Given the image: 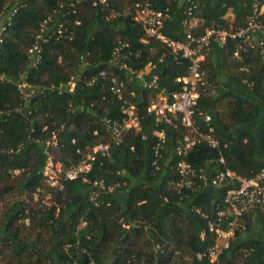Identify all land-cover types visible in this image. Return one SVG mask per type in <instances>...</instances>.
<instances>
[{"label":"trees","instance_id":"obj_1","mask_svg":"<svg viewBox=\"0 0 264 264\" xmlns=\"http://www.w3.org/2000/svg\"><path fill=\"white\" fill-rule=\"evenodd\" d=\"M138 1L107 0L105 7L95 0H0V245L9 249L13 264H213L205 255L217 243L209 225H217V213L226 210L227 191L264 169L259 50L229 39L204 51L209 86L200 91L193 119L204 130V117H210L220 147L200 142L180 156L177 148L187 130L148 115L157 91L111 63L117 47L126 45L122 62L135 73L150 64L144 79L156 74L158 88L166 93L177 92V79L188 73V61L164 43L143 41L145 33L133 19ZM191 1L198 2L192 16L203 20L195 34L210 23L243 26L253 3L154 0L156 9H169L162 27L168 40H185V8ZM228 12L232 20L225 17ZM260 21L264 25V10ZM36 43L40 60L33 65L29 50ZM111 78L122 82L121 97L111 91ZM20 83L27 84L24 92H32L27 102ZM124 102L134 106L140 128L126 131L115 144L104 120L121 122ZM52 133L55 145L48 150L64 171L86 160L95 146L109 145L108 153H96L90 161L86 182L67 181L62 189L44 184V142ZM179 162L196 175L182 177ZM44 188L51 195L47 207L22 199ZM92 192L97 205L90 200ZM5 195L11 200L5 202ZM24 220L30 221L28 227ZM219 224L227 229L226 221ZM218 260L264 264L263 213L249 210L239 217Z\"/></svg>","mask_w":264,"mask_h":264},{"label":"built area","instance_id":"obj_2","mask_svg":"<svg viewBox=\"0 0 264 264\" xmlns=\"http://www.w3.org/2000/svg\"><path fill=\"white\" fill-rule=\"evenodd\" d=\"M154 0H142L134 4L133 19L139 23L145 33L144 42L148 40L158 41L164 43L171 53L179 55L180 58L188 61V73L182 78L177 79L180 83L177 92L166 93L165 90L158 88V76L150 74L148 80L144 79L143 74L150 72L151 66L148 64L144 71L133 72L129 67L122 62L124 57L121 45L117 47L113 54L111 63L118 70H124L127 77H134L141 81L143 87L157 91L156 97L151 101L146 108V113L152 115L157 121L169 124L171 126L181 125L187 130V134L180 141L177 148V153L184 156L192 149L197 143L203 142L210 148H219V140L214 136V129L209 125L210 117L205 116V129H201L194 122V109L197 106L200 91L206 89L209 84L205 78V72L202 69L203 53L206 51L211 43H216L222 47L227 40H238L241 47L246 49H258L261 59L264 61V25L260 21V16L264 10V4H260L257 0H253L249 14L245 18V24L240 27H233L228 25L222 27L215 23H210L204 32L195 34L193 31L188 30L185 40L181 43L168 40L162 33L164 20L168 17L169 9H156L153 3ZM95 4H100L108 7L107 0H95ZM198 6L197 1H191L186 6V16L191 17L192 11ZM111 15H115L113 10H110ZM188 20L185 19L184 23ZM4 31V27L0 26V35ZM58 33L60 31L58 30ZM41 50L36 43L29 53L34 56L33 65L40 60ZM144 72V73H143ZM99 77H104V72L99 73ZM92 77L91 81H94ZM111 91L121 97L122 82L118 83L115 78H111ZM27 87L26 83H20L18 89L21 90L22 98L27 102L32 92H24L23 89ZM74 88V80L71 79L69 83V90ZM123 119L121 122L115 120H104L106 130L109 133L112 141L115 144L121 142L124 133L128 130H139V119L135 113L133 105H125L122 108ZM159 142H163L164 134L159 132ZM55 145V135L44 142V154L46 161L44 168L41 171L44 184L50 188L62 189L64 182L80 179L86 182V174L90 171V161L96 153H108V144H99L95 146L92 153L86 157V160L81 161L79 164L63 170L59 162L55 161L49 153L50 146ZM220 162H223L222 158ZM177 171L182 177L188 175L195 176L194 171L189 168L185 163L179 162L177 164ZM17 172V171H14ZM226 175L232 177V174L226 172ZM202 179V176H199ZM222 175L211 181L213 185H219ZM240 185L237 189L227 191L224 203L226 210H219L217 213L219 223L223 220L227 222V229L224 230L217 225L210 224L209 229L216 235L217 243L208 249L205 254L211 263L221 264L218 256L221 251L227 247L228 240L232 236L233 230L237 227L239 217L249 210H258L264 214V169H262L252 179H240ZM186 185H190L191 181L186 180ZM90 200L94 205H97V193L90 194ZM202 255H198L200 258Z\"/></svg>","mask_w":264,"mask_h":264},{"label":"rangeland","instance_id":"obj_3","mask_svg":"<svg viewBox=\"0 0 264 264\" xmlns=\"http://www.w3.org/2000/svg\"><path fill=\"white\" fill-rule=\"evenodd\" d=\"M17 173H18V171L13 172L12 178H14L15 175H17ZM30 198L26 195L22 196V199H24V201L26 203H29L33 207H36V205H37L36 208H39L40 206L47 207L50 204L51 195L48 193L47 189L44 188V189H42L41 193H35ZM3 200L5 202H7V201L11 200V196L5 195ZM1 204H2V202H0V208H1ZM29 224H30V221L26 222L24 220V227H28ZM13 262H14V260L11 256L10 252H9V249L4 245H0V264H13Z\"/></svg>","mask_w":264,"mask_h":264},{"label":"crops","instance_id":"obj_4","mask_svg":"<svg viewBox=\"0 0 264 264\" xmlns=\"http://www.w3.org/2000/svg\"><path fill=\"white\" fill-rule=\"evenodd\" d=\"M226 18H229L230 20H232V16H231V13H227L226 14V16H225ZM185 19H187L188 20V22L187 23H184L183 22V26H184V29H185V31H186V33H187V31L188 30H191V31H197L202 25H203V20L202 19H200V18H198V17H196V16H191V17H186ZM207 26H204L202 29V32L201 33H203L204 32V30H205V28H206ZM200 33V34H201Z\"/></svg>","mask_w":264,"mask_h":264}]
</instances>
